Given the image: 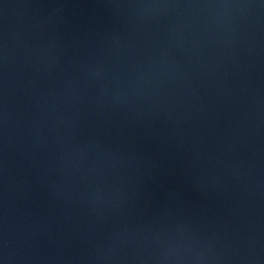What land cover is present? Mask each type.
<instances>
[{
    "label": "water",
    "instance_id": "95a60500",
    "mask_svg": "<svg viewBox=\"0 0 264 264\" xmlns=\"http://www.w3.org/2000/svg\"><path fill=\"white\" fill-rule=\"evenodd\" d=\"M0 264H264V0H0Z\"/></svg>",
    "mask_w": 264,
    "mask_h": 264
}]
</instances>
